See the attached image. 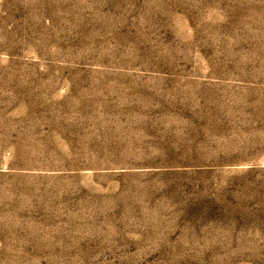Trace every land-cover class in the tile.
Segmentation results:
<instances>
[{
	"label": "rangeland",
	"instance_id": "1",
	"mask_svg": "<svg viewBox=\"0 0 264 264\" xmlns=\"http://www.w3.org/2000/svg\"><path fill=\"white\" fill-rule=\"evenodd\" d=\"M0 264H264V0H0Z\"/></svg>",
	"mask_w": 264,
	"mask_h": 264
}]
</instances>
